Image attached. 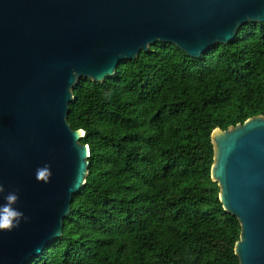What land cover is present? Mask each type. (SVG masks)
I'll use <instances>...</instances> for the list:
<instances>
[{"label": "trees", "instance_id": "trees-1", "mask_svg": "<svg viewBox=\"0 0 264 264\" xmlns=\"http://www.w3.org/2000/svg\"><path fill=\"white\" fill-rule=\"evenodd\" d=\"M72 93L67 123L84 132L88 175L62 236L30 264H239L211 134L264 117V23L200 59L157 42Z\"/></svg>", "mask_w": 264, "mask_h": 264}, {"label": "water", "instance_id": "water-1", "mask_svg": "<svg viewBox=\"0 0 264 264\" xmlns=\"http://www.w3.org/2000/svg\"><path fill=\"white\" fill-rule=\"evenodd\" d=\"M247 23H264V0H0V183L29 218L0 233V264H30L59 239L85 185L89 147L67 123L81 78L103 83L157 42L200 59ZM211 143L210 178L240 225L234 254L264 264V117L215 129Z\"/></svg>", "mask_w": 264, "mask_h": 264}, {"label": "clouds", "instance_id": "clouds-1", "mask_svg": "<svg viewBox=\"0 0 264 264\" xmlns=\"http://www.w3.org/2000/svg\"><path fill=\"white\" fill-rule=\"evenodd\" d=\"M51 176L52 173L49 165H44L36 170V180L38 182L43 181L45 185L51 182ZM19 199L18 190L6 193L4 185L0 183V200H3V203H0V233H11L19 229L22 222H28L29 218L16 207Z\"/></svg>", "mask_w": 264, "mask_h": 264}]
</instances>
